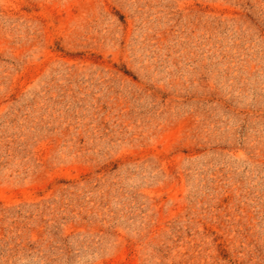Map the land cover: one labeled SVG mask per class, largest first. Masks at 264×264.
I'll return each mask as SVG.
<instances>
[{"label":"rangeland","instance_id":"1","mask_svg":"<svg viewBox=\"0 0 264 264\" xmlns=\"http://www.w3.org/2000/svg\"><path fill=\"white\" fill-rule=\"evenodd\" d=\"M0 264H264V0H0Z\"/></svg>","mask_w":264,"mask_h":264}]
</instances>
